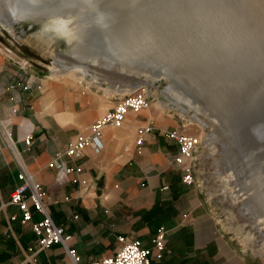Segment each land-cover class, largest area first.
Masks as SVG:
<instances>
[{
  "label": "crops",
  "instance_id": "crops-1",
  "mask_svg": "<svg viewBox=\"0 0 264 264\" xmlns=\"http://www.w3.org/2000/svg\"><path fill=\"white\" fill-rule=\"evenodd\" d=\"M22 46L13 51L0 31V119L9 124L24 164L41 185L52 221L71 237L68 245L82 262L112 256L117 239L125 237L149 250V264H260L224 233L199 184L183 183L185 173L174 163L179 147L167 135L180 132L181 123L152 104L129 112L120 128L105 127L100 155L86 149L79 159L64 157L72 172L59 183L47 168L51 157L113 109L111 94L118 91L106 97L51 79L34 65L23 70L17 64L30 59L25 50L36 62L43 59L30 39ZM147 127L150 132L137 144L138 131ZM19 184L18 168L0 139V264H71L60 245L36 252L31 224L21 225L20 213L8 205ZM32 213L33 222L41 219ZM160 228L164 249L158 253L154 239Z\"/></svg>",
  "mask_w": 264,
  "mask_h": 264
},
{
  "label": "rangeland",
  "instance_id": "rangeland-1",
  "mask_svg": "<svg viewBox=\"0 0 264 264\" xmlns=\"http://www.w3.org/2000/svg\"><path fill=\"white\" fill-rule=\"evenodd\" d=\"M55 1L66 5L76 3L80 5L87 2L85 7L90 16L105 11H111L112 15L120 14L124 25L130 27L136 25L140 27H138L140 30H145L142 34L147 37L149 43L147 45L140 41L127 43L129 53L126 55L114 51L116 46H112L111 54H108L106 51L108 47L104 41L98 43L82 40L79 34L82 25L74 21L76 13H73L74 16L72 12L61 13L62 16L58 13L44 15L38 11L28 14V11L16 10L13 5H10L9 0H0V20L8 22L13 27L11 30L0 27V31L10 40L13 51L15 48L22 50V43L30 39L35 45L31 46V49H37L34 52L39 51L43 59L40 63L36 62L34 53L25 50V54L33 62L26 58L24 63L17 65L23 70L34 65L35 68L43 71L45 76L53 79L50 68L53 67L59 54L68 55V40L53 32H42L43 28L51 22L50 17L62 23L65 28L64 32L72 37V42L76 47L77 57H68V63L80 66L87 64V60L90 64L102 61L106 68L120 67L118 76L113 77L118 82L111 86L112 91L119 92L122 89L129 91L130 87H122V85L129 86L135 83H142L144 87L149 85L150 88L147 89L151 94V104L155 106L156 103H160V111H165L181 123V132L200 141L196 150L197 161L193 167L194 181L201 187L219 226L240 249L252 253L260 264H264V34H262L264 33V0ZM55 1L46 0V3L49 2L47 5H52ZM101 7L104 8L101 10L99 9ZM24 16L32 21L24 20ZM93 21L97 23L96 20ZM240 36L243 37L241 40ZM253 39L256 41H252ZM197 41H202V44H198ZM250 42L254 43V47ZM255 45L258 47L252 49ZM259 46H263V51ZM250 48L254 53H250L252 52ZM198 49L207 54H197ZM238 49L241 52L237 51ZM212 51L218 55L210 57L209 55L215 54ZM182 55L186 56L184 57L185 64L192 71H199L198 79L195 73L194 75L191 73L192 78L199 80L202 78L199 75L209 81L215 76L222 78L219 84H215L219 92L217 108H212L210 104L207 105L206 100L208 99H204L206 96H203L200 83H198V90L192 88L183 90L178 86L177 82H180L187 87L186 82L177 75L178 70L186 68L185 65L181 63L179 66H173L175 57H178L179 61ZM251 55L254 59L250 57ZM247 56L250 58L248 59ZM199 57L201 59L203 57L204 65L202 64L201 68L199 66L192 69L191 67H195L199 62ZM121 68L124 71H121ZM244 69L249 71L244 72ZM93 76L94 73L91 71L86 81L81 84L67 77H58L54 80L77 84L82 90L99 92L106 96L110 80H106L101 88L89 86L87 82L91 81ZM183 77L188 78L186 75ZM227 78L231 80L229 84L232 85L233 82L234 85L226 87L223 81ZM236 80L238 81L234 82ZM28 82L29 80L27 84ZM30 82L34 84L33 81ZM251 83L256 84V88L251 87L253 86ZM235 85L239 93L244 87V91L247 90L239 95L238 89L234 92L237 88ZM249 85H251L250 88ZM167 87L169 93L166 97L170 103L163 94ZM230 88L233 91L231 93H229ZM221 89H223L222 93ZM118 92L111 95L115 96ZM195 99H202V103ZM199 122H202L204 127ZM214 130L218 138L211 141L210 137Z\"/></svg>",
  "mask_w": 264,
  "mask_h": 264
},
{
  "label": "built area",
  "instance_id": "built-area-1",
  "mask_svg": "<svg viewBox=\"0 0 264 264\" xmlns=\"http://www.w3.org/2000/svg\"><path fill=\"white\" fill-rule=\"evenodd\" d=\"M31 83V82H29ZM28 83V84H29ZM27 84V85H28ZM116 105L103 117L97 120L86 133L79 134L74 144L68 146L64 152L55 153L47 165L48 169L54 170L57 175V181L63 183L71 174L72 169L66 166L62 159H79L84 150L89 149L94 155H100L103 151L101 134L105 127L120 128L126 115L129 112L139 113L147 109L151 104V94L147 88L129 89V93L119 96L115 94ZM120 97V98H119ZM9 124L0 119V139L4 147L10 151L13 161L18 168V180L20 184L11 192L9 206L15 207L20 213V224H31V231L36 237V252H41L53 245H60L71 264H149V250L141 248L137 240L119 237V246L112 256L99 261L82 262L74 249L70 248L68 243L70 236L64 234L61 227H58L52 221L46 204L43 201L42 187L36 182L26 165L24 164L16 144L12 141L9 134ZM150 128L140 129L138 131L137 144H140L144 134L150 132ZM168 137L177 142L179 153L174 159V163L183 170V183L190 185L194 182L193 167L197 161L196 150L200 141L193 136L183 132H168ZM27 146L30 145L29 137L24 139ZM32 211L41 216V219L33 222ZM16 216H11L10 220H15ZM165 231L160 228L154 239V248L161 253L164 249ZM18 264H29L28 260Z\"/></svg>",
  "mask_w": 264,
  "mask_h": 264
},
{
  "label": "bare ground",
  "instance_id": "bare-ground-1",
  "mask_svg": "<svg viewBox=\"0 0 264 264\" xmlns=\"http://www.w3.org/2000/svg\"><path fill=\"white\" fill-rule=\"evenodd\" d=\"M55 1V0H54ZM128 1H130V0H128ZM133 1V0H132ZM138 1V0H137ZM9 2L11 3L10 5L12 6L13 5V7L14 8H16V10H19L20 12H27L28 14H31V13H33V12H41V14H46V15H52V13H58L59 15H61V13H65V14H68V13H70V12H72L71 14H73V13H76V15L75 14H73V16L75 15L76 17V19L74 20L75 21V23H77V24H81L82 26H81V30L79 31V34H80V36H81V38H82V40L84 41V42H91V41H93V42H100L101 43V41H104V43L107 45V47H108V49H106V51H107V53L109 54H111V52H110V50H111V47L112 46H116V49L114 50V51H117V52H121L122 54H124V55H126L127 53H129V50L127 49V47H128V45H127V43H129V42H131V41H135V42H138V41H140V42H142L143 44H145V45H147L148 43H149V40L147 39V37H145V36H143V34L142 33H144V31H143V29H139L138 27H136V25L134 26V27H130V26H127V25H124L123 24V22H122V20H121V18H122V16L120 15V14H117V15H112L111 14V11H108V12H102V13H100V14H93V15H91L90 16V13L87 11V7H85L88 3L87 2H84V3H81L80 5H78L79 3H76L75 5H66V4H64V3H56L57 1H55V3L54 4H52V5H47V3H49V2H47L46 3V0H9ZM131 2V1H130ZM197 2V1H196ZM107 3H109V2H107ZM129 3V2H128ZM127 3V4H128ZM136 3V2H135ZM134 3V4H135ZM134 4H132V6H134ZM197 4V3H196ZM111 5V4H110ZM123 5V4H122ZM113 6V5H112ZM129 6H131L130 4H129ZM136 6V5H135ZM99 7V6H98ZM115 7V6H114ZM113 7V8H114ZM122 7V6H121ZM102 8H104V7H101V8H99V9H101L102 10ZM110 8V7H109ZM131 9V8H130ZM51 12V13H50ZM110 12V13H109ZM26 16V15H25ZM24 16V20H30V18H28V17H25ZM62 16V15H61ZM49 17V16H48ZM137 18V17H136ZM49 19H51V22L50 23H48L44 28H43V31L42 32H53V33H55L57 36H59V37H65V38H67V40H68V55L67 56H64V55H58L57 56V59H56V61L53 63V67L52 68H50L51 70V77L54 79V78H58V77H60V78H62V77H67V78H71V79H74V80H76V81H78V83H83L84 81H86V77L88 76V74L92 71L93 73H94V76H93V78H92V80L91 81H88L87 82V84H89V86H96L97 88H101L102 87V84L106 81V80H110V87H108L107 88V90H106V92L107 93H109V94H111L113 91L111 90V86H114L115 84H116V82H118V80H115V78H113V77H116V76H118V74H119V71H120V67H118V66H112L111 68H106L105 66H104V63L102 62V61H97L96 63H91L90 64V62L87 60V64H85V65H80V66H78V65H74V64H71V63H68V61H67V58L68 57H77V51H76V47L74 46V44H73V42H72V37L71 36H69V35H66V33L64 32L65 31V28H64V26L62 25V23L60 22V21H58V20H56V19H52V18H50L49 17ZM34 20V19H33ZM93 20H96L97 21V23H94V21ZM30 21H32V20H30ZM95 21V22H96ZM135 24H136V22H134ZM251 25V24H250ZM0 27H2V28H4L5 30H11L13 27L8 23V22H6V21H2V20H0ZM240 28V27H239ZM251 28H252V26H251ZM259 29H261L260 27H258ZM258 28L256 29V30H258ZM237 30V29H236ZM243 30V29H242ZM240 31V30H239ZM239 31H237V32H239ZM259 31H261V30H259ZM259 31H257V32H259ZM240 33H242V31L240 32ZM239 33V34H240ZM238 34V35H239ZM262 34H264V33H262ZM242 35V34H241ZM244 35V34H243ZM242 35V36H243ZM242 36H240V40H241V38H243ZM246 36V35H245ZM244 36V37H245ZM263 37V36H262ZM245 39V38H244ZM247 39V38H246ZM237 40H239V39H237ZM249 40H251V39H249ZM256 41V39H253L252 41ZM254 41V42H255ZM191 42V41H190ZM197 42H199V41H197ZM258 42V41H257ZM256 42V43H257ZM260 42H262V41H260ZM260 42L259 43H257V44H260ZM191 43H193V42H191ZM195 43V42H194ZM193 43V44H194ZM251 43V42H250ZM255 43V44H256ZM264 43V42H263ZM197 44V43H196ZM252 45H253V47H254V43H251ZM250 44V45H251ZM187 45H188V43H187ZM251 45V46H252ZM264 45V44H263ZM200 47H201V45H200ZM244 47H247V46H244ZM244 47H243V49H242V51L244 50ZM248 47H250V46H248ZM247 47V48H248ZM258 47V46H257ZM256 47V45H255V48H252V49H256L257 48ZM260 48H261V50L263 51V46H259ZM100 48L102 49V46L100 45ZM201 49V48H200ZM251 49V48H250ZM251 49V50H252ZM260 50V49H259ZM237 51H239V52H241V50H237ZM236 51V52H237ZM247 51H248V49H247ZM255 51V50H254ZM105 52V51H104ZM246 52V51H245ZM260 52V51H259ZM249 53V52H248ZM248 53H246V54H248ZM250 53H254L253 52V50H252V52H250ZM262 53V52H261ZM260 53V54H261ZM263 53H264V51H263ZM201 55V54H200ZM258 55V54H257ZM224 56V55H223ZM239 56V55H238ZM246 56V55H245ZM261 56V55H260ZM240 57H243V56H240ZM248 57V56H247ZM250 57H252V55L250 56ZM250 57H248V59L250 58ZM255 57H256V55H255ZM200 58V60H199V62L197 63V65L195 66V67H191L192 69H194V68H197V67H199L200 66V68H201V65L203 64L204 65V63H203V57H202V59H201V57H199ZM239 58V57H238ZM253 58V57H252ZM251 58V60H253ZM245 59H246V57H245ZM257 59H259V58H257ZM256 60V59H255ZM262 60H263V58H262ZM238 61V60H237ZM236 61V62H237ZM247 61V60H246ZM256 61H260L261 62V60H256ZM239 62H241V61H239ZM238 62V63H239ZM244 62V61H243ZM253 62V61H252ZM251 62V63H252ZM264 62V61H263ZM235 63V62H234ZM237 63V64H238ZM249 63V62H248ZM250 63V64H251ZM255 63V62H254ZM258 64H260V63H258ZM240 65V64H239ZM243 65V64H242ZM245 66V65H244ZM243 66V67H244ZM248 66H250V65H248ZM252 66V65H251ZM250 66V67H251ZM257 66V65H256ZM256 66H255V68H256ZM261 66H262V64H261ZM258 67V66H257ZM263 67V66H262ZM59 70H58V69ZM245 68V67H244ZM254 68V67H253ZM103 69H105V70H103ZM122 69V68H121ZM182 69H184V68H181L180 70H182ZM203 69V68H202ZM202 69L200 70L201 72H202ZM257 69V68H256ZM263 69V68H262ZM205 70V69H204ZM241 70L243 71V69L241 68ZM245 70V69H244ZM248 70V69H247ZM247 70H245L244 72H247ZM253 70V69H252ZM121 71H124L123 69L121 70ZM190 71H191V73L192 74H196V78L198 79V75H197V73H199V71H192L191 69H190ZM249 71V70H248ZM243 72V73H244ZM256 72H258V71H256ZM203 73V72H202ZM255 73V72H254ZM254 73H253V75H254ZM261 73V72H260ZM241 74H242V72H241ZM247 74V73H246ZM250 74V73H249ZM231 77H232V74L230 73L229 74ZM239 75V74H238ZM248 75V74H247ZM262 75V74H261ZM200 77H202L201 79L199 78V80H197L199 83H200V86L202 87V90H203V93H204V97L206 96V98H204V99H208V100H206L208 103H207V105H209V106H211L212 108H217V104H218V100H217V98H218V96H219V92L216 90V86H215V84H219V82L221 81V79L222 78H219V76H215V78L214 79H212L211 81H209V80H206V79H203V76H201V75H199ZM230 76H229V78H230ZM235 76V75H234ZM263 76H264V74H263ZM178 77H180V79L182 80V81H185V79L181 76V75H179L178 74ZM248 77V76H247ZM205 78V77H204ZM218 78V79H217ZM235 78V77H234ZM234 78L232 79V80H234ZM241 78V77H240ZM249 78V77H248ZM253 78V77H252ZM257 78V77H256ZM255 78V80H257ZM226 79V78H225ZM224 79V81H223V83H226V87L227 86H229L230 85V87L232 86V85H234L233 84V82H232V85H231V83L229 84V82H231V80H229L228 78H227V80H229V81H227V80H225ZM246 79V78H245ZM55 80H57V79H55ZM239 81H240V79H238ZM238 80H236V81H234V82H237ZM248 80V79H247ZM243 82H244V80H242ZM258 81H259V79H258ZM165 82V81H164ZM251 82V81H250ZM166 83V82H165ZM245 83H246V80H245ZM244 83V84H245ZM248 83H249V81H248ZM236 84V83H235ZM238 84V83H237ZM240 84H242V82H240ZM254 84V83H253ZM252 83H251V85H253ZM239 85V84H238ZM251 85H249V88H250V86ZM256 85V84H255ZM255 85H253V86H251V87H254ZM257 85H258V82H257ZM130 87V89H137V88H143L144 87V85L142 84V83H135V84H132V85H122V87ZM152 86H154V85H152ZM236 86V85H235ZM247 86V85H246ZM237 87V86H236ZM241 87H243V85L241 86ZM144 88H150L149 87V85H148V87H144ZM225 88V87H224ZM247 88V87H246ZM255 88H256V86H255ZM254 88V89H255ZM233 89H235V87H233ZM237 89H238V87L236 88V90L234 91V92H237ZM244 89H245V87H244ZM244 89H243V91H244ZM198 90V89H197ZM201 90V89H200ZM222 90L223 89H221V93H222ZM242 90V89H241ZM247 90V89H246ZM245 90V91H246ZM250 90V89H249ZM105 91V90H104ZM169 91V88L167 87V89H166V91H163V94H164V97H165V99L167 100V97H166V95L169 93L168 92ZM243 91H241V93H243ZM244 91V92H245ZM105 92V93H106ZM231 92H233L232 90H231V88H230V91H229V93H231ZM240 91H239V89H238V93H239ZM127 93H129V91H125V90H121V91H119V94L121 95V96H123V95H125V94H127ZM241 93H239V95L241 94ZM196 94V93H195ZM236 94V93H235ZM168 101V100H167ZM169 102V101H168ZM170 103V102H169ZM168 103V104H169ZM158 106L157 108L158 109H160V107H159V105H160V103H156L155 104V106ZM175 108H176V106H175ZM199 124H202V126L204 125L202 122H199ZM201 126V127H202ZM206 126V125H205ZM204 127V126H203ZM243 134V133H242ZM242 137H244V136H242ZM218 138V135H217V133H216V131L214 130L213 131V134H212V136L210 137V139H211V141H212V139L214 140V139H217ZM253 142V141H252ZM260 193V192H259ZM257 198V197H256ZM264 204V203H263ZM246 213V212H245Z\"/></svg>",
  "mask_w": 264,
  "mask_h": 264
},
{
  "label": "water",
  "instance_id": "water-1",
  "mask_svg": "<svg viewBox=\"0 0 264 264\" xmlns=\"http://www.w3.org/2000/svg\"><path fill=\"white\" fill-rule=\"evenodd\" d=\"M214 42V41H213ZM198 44H202V41H199L198 42ZM197 51H198V53H197ZM196 51V53L197 54H207V53H204V52H202V51H200L199 49ZM212 52H214V51H212ZM215 54H211V55H209L210 57H214V56H216V55H218V53H216V52H214ZM196 54V55H197ZM184 57H186L185 55H182V59L181 60H179L178 61V57H175V60H174V64H173V66L175 67V66H179L181 63H182V65L184 64L185 65V67L186 68H184V69H182V70H178L179 72H177V75L179 74V75H181L182 77H183V75H186L188 78H186V77H183L184 79H185V82H186V84H187V87L186 86H184L183 84H181L180 82H177V84H178V86L181 88V89H183V90H188L187 88H192V89H194V90H196L197 88L199 89V86H198V81L196 80V78H192L191 77V71H190V68H189V66L188 65H186L185 64V59H184ZM180 59V58H179ZM207 61V60H206ZM216 61V60H215ZM181 65V66H182ZM176 70V69H175ZM194 75V74H193ZM190 78V79H189ZM198 86V87H197ZM190 90V89H189ZM201 96L203 95V93L202 94H200ZM195 100H198V101H200L201 103H202V99H195Z\"/></svg>",
  "mask_w": 264,
  "mask_h": 264
}]
</instances>
